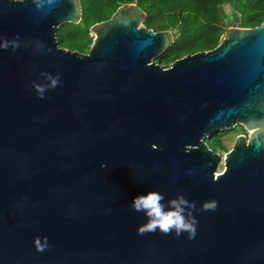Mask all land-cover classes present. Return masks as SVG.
Instances as JSON below:
<instances>
[{"label": "water", "instance_id": "water-1", "mask_svg": "<svg viewBox=\"0 0 264 264\" xmlns=\"http://www.w3.org/2000/svg\"><path fill=\"white\" fill-rule=\"evenodd\" d=\"M144 18L119 6L80 53L56 42L79 0H0V37L20 39L0 49V264H264V20L164 67L172 32ZM41 73L60 77L43 99ZM236 125L218 173L206 140ZM150 190L194 205L193 239L138 233Z\"/></svg>", "mask_w": 264, "mask_h": 264}, {"label": "trees", "instance_id": "trees-1", "mask_svg": "<svg viewBox=\"0 0 264 264\" xmlns=\"http://www.w3.org/2000/svg\"><path fill=\"white\" fill-rule=\"evenodd\" d=\"M81 19L77 24L63 23L56 30V42L61 48L87 53L92 40L89 28L105 21L124 4L135 3L143 10V25L153 31L170 30L173 41L154 61L167 67L186 54L208 51L221 41L228 23L236 27L253 28L264 20V0H79ZM230 15L225 16L223 7ZM227 18L228 23L225 22ZM241 130L245 132L242 126ZM234 127L211 135L206 144L213 152L225 150L221 138ZM215 143L216 147H211Z\"/></svg>", "mask_w": 264, "mask_h": 264}, {"label": "clouds", "instance_id": "clouds-1", "mask_svg": "<svg viewBox=\"0 0 264 264\" xmlns=\"http://www.w3.org/2000/svg\"><path fill=\"white\" fill-rule=\"evenodd\" d=\"M23 2V0H19ZM36 9H41L45 5H52L54 0H32ZM20 46L19 36L12 39L0 37V49H8L15 51ZM35 47L38 51L43 47L42 42L35 41ZM46 83L33 82V89L38 98L43 99L47 89L54 88L60 83L59 74L41 73ZM106 167V165H101ZM129 207L141 213L145 218V223L138 227L139 234L147 231H159L163 234L172 233L180 236L186 233L187 239H193L196 234V220L189 212L194 207L182 194L175 197L165 199L164 195L156 190H150L142 194L134 196L129 203ZM216 202H204L203 210H215ZM42 250V249H38Z\"/></svg>", "mask_w": 264, "mask_h": 264}, {"label": "rangeland", "instance_id": "rangeland-1", "mask_svg": "<svg viewBox=\"0 0 264 264\" xmlns=\"http://www.w3.org/2000/svg\"><path fill=\"white\" fill-rule=\"evenodd\" d=\"M223 11H224V15H225V16H229V15L231 14V13H230V9H229L228 6H224V7H223ZM225 22L228 23L227 18L225 19ZM229 27H236V26H234L232 23H228V28H229ZM90 37H91V40H93V37H92V36H90ZM90 46H91V45H89V48H90ZM246 133H247L246 131L243 132V131L241 130L240 125H236V126H234V130H233V131L229 132L228 134L224 135V136L221 138V140H222L223 144L225 145L226 149H225V150L218 151V154L221 155V160H220V162H219V164H218V167H217V172H218V173L222 172L223 169H224L223 156H224V154H225L226 152H228V151L232 148V145H233V142H234L235 138H236L239 134H244V135H246ZM208 142H212V141H211V136H209V137L207 138V143H208ZM211 147H216V149H218V147L216 146L215 143H213V144L211 143Z\"/></svg>", "mask_w": 264, "mask_h": 264}, {"label": "flooded vegetation", "instance_id": "flooded-vegetation-1", "mask_svg": "<svg viewBox=\"0 0 264 264\" xmlns=\"http://www.w3.org/2000/svg\"><path fill=\"white\" fill-rule=\"evenodd\" d=\"M246 135H247V133H246Z\"/></svg>", "mask_w": 264, "mask_h": 264}]
</instances>
